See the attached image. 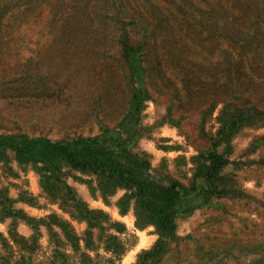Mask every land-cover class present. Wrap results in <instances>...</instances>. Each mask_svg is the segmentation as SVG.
I'll return each mask as SVG.
<instances>
[{
  "label": "rangeland",
  "instance_id": "374dc122",
  "mask_svg": "<svg viewBox=\"0 0 264 264\" xmlns=\"http://www.w3.org/2000/svg\"><path fill=\"white\" fill-rule=\"evenodd\" d=\"M0 264H264V0H0Z\"/></svg>",
  "mask_w": 264,
  "mask_h": 264
}]
</instances>
